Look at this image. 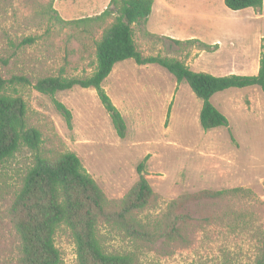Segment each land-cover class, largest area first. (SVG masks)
Segmentation results:
<instances>
[{
  "label": "rangeland",
  "instance_id": "rangeland-1",
  "mask_svg": "<svg viewBox=\"0 0 264 264\" xmlns=\"http://www.w3.org/2000/svg\"><path fill=\"white\" fill-rule=\"evenodd\" d=\"M110 1L0 0V74L6 80L21 77L29 82L15 89L27 106V126L42 134L39 154H77L112 211L138 182V168L144 163L155 199L138 214L143 222L158 220L184 194L248 190L223 201L189 204L185 212L194 220H212L188 228L190 245L136 243L103 223L98 236L107 253L133 254L138 264H254L264 233L260 88L216 94L211 102L227 117L229 127L204 131L202 101L186 82L178 84L158 65L127 60L116 65L103 84L125 119V139L118 137L95 89L75 87L46 96L34 88L43 78L82 79L94 72L96 42L116 16L98 19ZM78 20L84 21L69 23ZM133 28L144 58L176 59L195 72L218 77L256 75L264 42V5L232 11L224 0H154L148 22ZM56 101L72 112L71 126ZM34 157L24 147L0 166V264H17L19 259L9 211ZM55 245L62 264H78L75 241L66 226L57 230Z\"/></svg>",
  "mask_w": 264,
  "mask_h": 264
},
{
  "label": "trees",
  "instance_id": "trees-1",
  "mask_svg": "<svg viewBox=\"0 0 264 264\" xmlns=\"http://www.w3.org/2000/svg\"><path fill=\"white\" fill-rule=\"evenodd\" d=\"M224 4L232 11H242L262 9L264 0H224ZM153 6L154 0H111L106 11L98 17L103 20L116 15L96 42L97 65L94 72L82 79L63 76L43 78L37 81L34 88L46 96L75 87L95 89L118 137L125 139V119L103 84L119 63L133 60L140 66L155 64L173 75L178 84L186 82L202 101L200 125L204 131L229 127L227 117L213 105L211 99L230 89L258 87L264 93V42L256 75L218 77L195 72L176 59L160 56L144 58L138 50L133 26L147 23ZM28 83L21 77L6 80L0 74V166L12 159L21 148L25 147L35 154L33 165L27 171L9 211V220L20 249L17 264H62L61 253L55 245V235L61 226H66L72 233L78 264H138L133 254H109L104 250L98 236L100 224L112 226L136 243L164 241L190 245L192 241L187 235L188 228L197 222L210 224L212 220H194L185 212L189 204L223 201L228 195L248 193V190L236 188L184 194L173 200L158 220L143 222L138 214L152 203L155 194L146 178L144 163H141L139 180L122 200L121 207L116 211L109 210L104 191L86 172L77 154L67 152L54 158L39 154L42 134L38 129L27 126V106L23 98L16 95L15 89L16 85ZM55 105L71 126L72 112L60 102L56 101ZM170 112L171 107L168 119ZM254 264H264V233Z\"/></svg>",
  "mask_w": 264,
  "mask_h": 264
},
{
  "label": "crops",
  "instance_id": "crops-1",
  "mask_svg": "<svg viewBox=\"0 0 264 264\" xmlns=\"http://www.w3.org/2000/svg\"><path fill=\"white\" fill-rule=\"evenodd\" d=\"M148 22V21H147ZM178 41V40H177ZM126 62V61H125ZM124 62V63H125ZM123 63V62H122ZM119 64H121V63H119ZM118 65V64H117ZM258 67H256V69H258L257 71H259V67H260V62H259V64L257 65ZM116 67V66H115ZM114 67V68H115ZM114 70V69H113ZM113 72V71H112ZM112 74V73H111ZM111 74H110V76L109 77H111ZM257 74H258V72H257ZM229 75H242V76H246V75H244V73H229ZM228 76V75H227ZM109 77L107 78V79H109ZM107 79L105 80V81H107ZM214 105V104H213ZM217 108V107H216Z\"/></svg>",
  "mask_w": 264,
  "mask_h": 264
}]
</instances>
